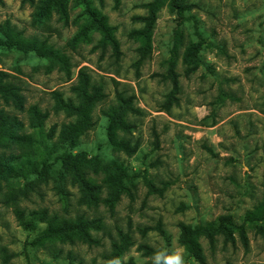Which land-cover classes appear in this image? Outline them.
<instances>
[{"label":"rangeland","instance_id":"obj_1","mask_svg":"<svg viewBox=\"0 0 264 264\" xmlns=\"http://www.w3.org/2000/svg\"><path fill=\"white\" fill-rule=\"evenodd\" d=\"M151 1L0 0V159L23 165L0 183V264H109L113 243L152 264L185 249L181 225L263 201L264 0H161L144 47ZM245 230L247 248L196 237L187 264H264V221Z\"/></svg>","mask_w":264,"mask_h":264},{"label":"trees","instance_id":"obj_2","mask_svg":"<svg viewBox=\"0 0 264 264\" xmlns=\"http://www.w3.org/2000/svg\"><path fill=\"white\" fill-rule=\"evenodd\" d=\"M150 7L149 11L150 14L147 16H138L135 19L144 22V27L142 30L138 31L137 34L142 36L143 39V45L144 47H147L148 42L150 41V34L152 32L154 23L156 21V11L161 6V0H152L150 3L145 4ZM181 14V12H178ZM101 29L104 32H107L109 30L108 26H105L104 24H101ZM84 86H82L83 90V97L86 101H98L101 97V93L99 92V89H95L94 92L89 94L87 92L88 87V78H84L83 80ZM60 109H63L68 112H78V107L72 103L71 101L65 102L63 100H60ZM115 122L117 127L121 126L120 121L111 120V122ZM88 122L84 120L79 121L77 124L72 126V130L68 132V134H75L76 136L81 135L83 132L88 129ZM108 140L110 143L116 147V150H127L128 147L124 146L121 142L117 141L116 135L114 132L109 133L107 132ZM137 147L135 146L133 149H131V153H134L136 151ZM12 158H5L0 159V183L2 180H6L9 177H16L22 172L23 165H13L12 164ZM90 162V161H88ZM104 168L108 170H112L114 172L115 182L117 184L123 183L124 178L127 180L129 179L128 172L125 168L124 163L122 162H112L109 161L105 163ZM118 199V195H115L113 198V201ZM264 221V199L261 203L256 205L253 210L248 211L244 214L242 218L241 223L235 222L230 216H220L215 222L208 223L206 225H200L195 227H188L185 225H181V235H180V242L186 249V251L192 255L195 256L198 259H202L201 249L199 244L195 241L196 237H199L200 235H204L209 239V242L213 244L214 237L218 234H225L226 241L231 239L233 240L230 229H233L237 231L239 239L241 240L243 246L247 248L248 246V238L245 230V225L247 223H258ZM162 231V230H161ZM262 233H264V230H261ZM113 249H115V254L108 259L110 261L119 259L117 256L120 254L119 246L116 243H113ZM120 261V260H119ZM120 264H123L120 262ZM129 264V263H127Z\"/></svg>","mask_w":264,"mask_h":264},{"label":"clouds","instance_id":"obj_3","mask_svg":"<svg viewBox=\"0 0 264 264\" xmlns=\"http://www.w3.org/2000/svg\"><path fill=\"white\" fill-rule=\"evenodd\" d=\"M109 264H120L119 259L109 261ZM152 264H187L185 259V249L177 247L171 251L158 249L152 257Z\"/></svg>","mask_w":264,"mask_h":264}]
</instances>
